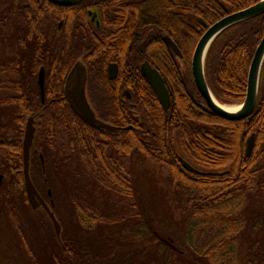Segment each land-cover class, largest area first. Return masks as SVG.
<instances>
[{"label": "trees", "instance_id": "16d2710c", "mask_svg": "<svg viewBox=\"0 0 264 264\" xmlns=\"http://www.w3.org/2000/svg\"><path fill=\"white\" fill-rule=\"evenodd\" d=\"M259 1L86 0L57 7L45 0H0V44L4 38L7 47L6 58L0 59V117L9 109L13 126L8 137L0 126V222L4 212L10 214L21 235L10 207L13 201L28 203L21 144L27 118L32 117L36 135L30 178L41 193L49 186L48 167L52 168L64 188L63 203L71 209L65 219L70 228L61 232L69 253L72 243L66 238L73 236V229L79 239L71 259L61 261L57 250L50 257L51 264H130L129 252L114 253L124 238L147 244L144 252L155 247L165 253L166 264L172 256L175 264H264V215L251 216L246 209L249 192L259 184L258 172L264 171V62L258 101L249 122L224 120L208 110L190 71L194 48L207 29ZM87 8L96 10L98 28L89 22ZM166 36L182 59L173 54ZM263 36L264 15L231 26L211 43L204 74L220 104L244 101L249 65ZM144 61L164 80L170 99L167 110L141 75L139 65ZM77 62L85 67L87 97L96 118L115 131L92 129L70 109L64 87ZM109 63L119 67L113 81L107 79ZM40 66L45 70L43 103L35 84ZM251 134L255 135L254 146L246 157L245 142ZM57 141L68 150L64 158L58 155ZM134 154L144 155L165 171L182 221L193 223V232L202 237L199 243L189 240L179 248L167 239L178 250L174 251L157 239L145 217L127 233L118 224L119 218L100 208L95 190L130 196V173L124 160ZM180 159L198 173L183 169ZM93 184L94 190H88ZM42 197L46 199V194ZM54 201L57 208L58 201ZM49 228L53 233L50 222ZM247 229L255 232V239L251 240V231L246 234L250 242L243 257L241 241Z\"/></svg>", "mask_w": 264, "mask_h": 264}, {"label": "rangeland", "instance_id": "374dc122", "mask_svg": "<svg viewBox=\"0 0 264 264\" xmlns=\"http://www.w3.org/2000/svg\"><path fill=\"white\" fill-rule=\"evenodd\" d=\"M4 44L5 39L3 38V42L0 44V59L7 56V47ZM31 84L29 83L27 86L30 87ZM231 106L240 107V105ZM4 110L5 107H3V113ZM11 113L8 109L7 115L0 117V126L6 137L13 134V126L10 124ZM57 148L59 157L64 158L67 155V148L60 146L59 141H57ZM124 165L130 173V196H119L104 188L98 191L95 190V196L97 193L100 195L97 197L101 200L99 201L100 208L119 218L118 224L123 225L122 227L127 233L132 230L130 228L142 221V217H145L148 223L151 224L153 233L166 240L171 239L179 248L189 240L196 244L199 243L198 240L202 237L197 236L196 230L193 232V223L190 220L188 222L182 221L181 207L174 203L170 195L165 171L150 162L142 154L127 157L124 160ZM48 170L49 186H46L39 194L45 196L46 190L51 191L53 201L54 199L58 201L56 209L61 217V229H64L67 233L70 224H67L65 219L70 216L71 209L63 203L62 190L64 188L60 183L61 181L59 182L58 177L52 173L51 167H48ZM258 180L259 184L247 196L246 209L251 216L258 215L260 217L264 215V171L258 172ZM95 187L96 185L93 184L88 190H94ZM10 208L17 216L22 233L21 235L17 233L10 214L4 212V218L0 222V264H51L50 257L58 250V246L53 236L54 232L52 233L49 228L50 221L48 218L43 215L42 210H31L28 203L18 205L17 202L13 201ZM247 230L241 241L240 255L243 257L247 256L246 248L250 242L249 235L246 237V234L251 231V240L255 239V232H252L251 229ZM122 237L124 238V236ZM131 240L124 238L123 243L117 244L114 253L123 255L129 252L134 261H131L130 264H166L168 256L165 253H158L155 247H147L146 252H144V247L147 244ZM175 258V256L170 258V264L177 262ZM92 264H95V262ZM104 264L108 263L104 262Z\"/></svg>", "mask_w": 264, "mask_h": 264}, {"label": "water", "instance_id": "95a60500", "mask_svg": "<svg viewBox=\"0 0 264 264\" xmlns=\"http://www.w3.org/2000/svg\"><path fill=\"white\" fill-rule=\"evenodd\" d=\"M45 1L58 7H72L86 0H45ZM262 15H264V0H260L256 4L244 10L230 14L222 18L215 24H213L202 35V37L199 39L198 43L194 48L190 61V71H191L193 84L199 96L203 100L205 106L208 108V110H210L211 112H213L214 114H216L217 116H219L224 120L240 121L246 119V121L249 122L252 115L255 112V108L258 101L260 73H261L262 64L264 62V36L259 42L258 46L256 47V50L250 62L248 75H247L245 98L236 112H228L213 101L212 99L213 95L208 88L204 74V60L206 53L213 40L224 30L238 23ZM88 19L89 22L92 23L96 28L99 27L100 24L95 9H90L88 11ZM164 39L167 45L172 50L173 54L177 58L182 59V54L180 50L177 48V46L173 43V41L167 36ZM117 72H118L117 65L110 64L107 70L108 79L114 80L117 76ZM140 72L146 84L151 88V90L158 98L163 109L167 110L170 106V99H169L168 91L165 87L164 80L160 75V73L155 68L151 67V65L148 62H144L140 66ZM37 85L39 87L41 100L43 102L44 101V69L43 68H40V70L38 71ZM64 93L68 101V105L72 110V112L78 118H80L85 124H87L90 128L98 131L116 130L115 127L110 126L96 118L95 112L93 111L89 99L87 97L86 70L82 63L77 62L71 69L66 79ZM35 135H36L35 122L32 117H29L27 118V121L25 123L24 134L21 144L24 190L30 209L36 211L37 209L43 208L47 213L55 237L57 239H60L61 226L57 218L55 217L54 213L51 211V208L54 207V201L52 199L51 191L49 189L46 191V197L49 199V202L47 203L44 200V198L39 194V192L36 190L29 175L30 157H31V152L33 150ZM254 141H255V135L251 134L245 142L246 157L250 156L254 146ZM39 159L42 165V171L44 173L45 171L44 159L41 154H39ZM179 162L182 168L185 169L186 171L198 173L197 170L191 167L183 159H180ZM2 180H3V176L0 174V191H1ZM0 219H1V202H0ZM155 236L160 242L164 243L172 250L178 251L175 248V246L171 244V242L167 241L164 238L159 237L156 233Z\"/></svg>", "mask_w": 264, "mask_h": 264}, {"label": "flooded vegetation", "instance_id": "af4514ba", "mask_svg": "<svg viewBox=\"0 0 264 264\" xmlns=\"http://www.w3.org/2000/svg\"><path fill=\"white\" fill-rule=\"evenodd\" d=\"M22 8H24V5H21V9ZM90 9H92V8H87V10H86V15L88 16V11L90 10ZM43 23V22H42ZM61 23V24H60ZM42 25V24H41ZM61 26H62V20L58 23V29H60L61 28ZM40 33L42 34V31H40ZM129 47H131V44L129 45ZM140 48H141V51L142 52H144V47H141L140 46ZM183 57V56H182ZM144 62H148V61H144ZM144 62H142V63H140V65L139 66H141ZM149 63V62H148ZM110 64H116L117 65V63H109L108 64V66L110 65ZM150 64V63H149ZM151 65V64H150ZM108 66H107V69H106V74H107V70H108ZM151 67H152V65H151ZM40 68H43L44 69V67L43 66H40L39 68H38V70H37V72H36V77H35V82H36V85H37V74H38V71L40 70ZM154 68V67H153ZM117 69H118V72H117V76H116V78L114 79V80H116L117 79V77H118V73H119V67H118V65H117ZM44 75H45V70H44ZM107 79H108V74H107ZM109 80V79H108ZM109 81H113V80H109ZM37 88H38V91H39V87H38V85H37ZM26 89H27V87H26ZM124 93L126 94V96H127V98L128 99H130V95H129V89H126V90H124ZM39 97H40V99H41V96H40V91H39ZM94 111V110H93ZM47 203L49 202V199H47V200H45ZM37 210H42V212H43V215H45L47 218H48V216H47V213L45 212V210L43 209V208H41V209H37ZM36 210V211H37ZM55 210H56V207H55V205H54V207H52L51 208V211L54 213V215H55ZM56 217V216H55ZM61 232H62V229H61ZM74 230L72 231V234H73V236L71 237V238H66V241H67V243H69V242H71L72 243V253H69V248L67 247V246H65L64 245V242L61 240V238L60 239H57L56 237V245L58 246V252L56 253V256H57V258H59L61 261H63V260H65V258H72L73 257V255H74V252H76V249H78V242H79V239H78V237L76 236V235H74ZM93 263V261L92 262H89L88 264H92Z\"/></svg>", "mask_w": 264, "mask_h": 264}, {"label": "bare ground", "instance_id": "6f19581e", "mask_svg": "<svg viewBox=\"0 0 264 264\" xmlns=\"http://www.w3.org/2000/svg\"><path fill=\"white\" fill-rule=\"evenodd\" d=\"M58 7V6H57ZM213 101L219 105L220 107H222L224 110L228 111V112H236L238 110V108H235V107H232V106H226V105H223V104H220L214 97H212ZM42 102V100H41ZM44 102V101H43ZM42 102V103H43ZM68 102V101H67Z\"/></svg>", "mask_w": 264, "mask_h": 264}]
</instances>
